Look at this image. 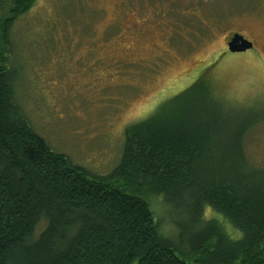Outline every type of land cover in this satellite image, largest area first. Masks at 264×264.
<instances>
[{
  "label": "trees",
  "instance_id": "16d2710c",
  "mask_svg": "<svg viewBox=\"0 0 264 264\" xmlns=\"http://www.w3.org/2000/svg\"><path fill=\"white\" fill-rule=\"evenodd\" d=\"M208 1L192 8L219 25ZM36 2L0 0V264H264V158L248 147L264 109L227 98L215 76L226 50L128 124L119 162L91 174L52 150L14 102L11 28ZM206 207L240 236L204 218ZM165 208L182 217L166 231ZM175 230L186 249L174 248Z\"/></svg>",
  "mask_w": 264,
  "mask_h": 264
},
{
  "label": "rangeland",
  "instance_id": "374dc122",
  "mask_svg": "<svg viewBox=\"0 0 264 264\" xmlns=\"http://www.w3.org/2000/svg\"><path fill=\"white\" fill-rule=\"evenodd\" d=\"M195 4L203 5L202 0H37L11 28L14 102L52 150L91 174H107L119 162L125 127L188 85L225 48L227 35L242 31L257 41L255 47L226 51L221 61L229 69L222 75L224 66L217 65L215 76L221 75L218 83L233 104L263 110L264 0H214L206 6L219 13V25L199 6L192 8ZM248 147L264 158L263 124ZM207 211L212 214L204 218L218 221L230 238L240 236L222 214ZM164 212L161 228H175L182 217ZM175 231L169 233L174 248L186 249Z\"/></svg>",
  "mask_w": 264,
  "mask_h": 264
},
{
  "label": "water",
  "instance_id": "95a60500",
  "mask_svg": "<svg viewBox=\"0 0 264 264\" xmlns=\"http://www.w3.org/2000/svg\"><path fill=\"white\" fill-rule=\"evenodd\" d=\"M227 46L230 51H243L251 46V42H249L242 34L235 32L227 42Z\"/></svg>",
  "mask_w": 264,
  "mask_h": 264
},
{
  "label": "flooded vegetation",
  "instance_id": "af4514ba",
  "mask_svg": "<svg viewBox=\"0 0 264 264\" xmlns=\"http://www.w3.org/2000/svg\"><path fill=\"white\" fill-rule=\"evenodd\" d=\"M235 32H238V33L242 34V35H243V36H244L249 42H251V46L248 47V48H246V49L243 50V51H230V50L228 49L227 42L230 40L232 34L235 33ZM225 43H226V46H225V48H224L223 50L230 51V52H245V51H247V50H249V49L255 47V44L257 43V41L254 40V39H252V38H250V37H248L247 33H244V32H242V31H231V32L227 35V39H226V42H225ZM245 53H246V52H245Z\"/></svg>",
  "mask_w": 264,
  "mask_h": 264
}]
</instances>
